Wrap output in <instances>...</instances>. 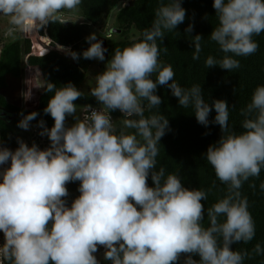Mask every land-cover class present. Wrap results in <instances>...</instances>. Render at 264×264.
<instances>
[{
  "label": "clouds",
  "instance_id": "9594fccd",
  "mask_svg": "<svg viewBox=\"0 0 264 264\" xmlns=\"http://www.w3.org/2000/svg\"><path fill=\"white\" fill-rule=\"evenodd\" d=\"M81 3L0 0V15L27 34L67 22L60 14L78 10ZM213 8L218 24L209 36L224 55L208 56L205 66L231 72L240 67L234 57L259 49L254 37L264 33V0H213ZM185 18L182 0H161L143 38L114 49L104 71L95 76L90 96L101 107L88 104L90 114L84 120L75 103L84 93L71 82L59 88L49 82L44 89L53 95L43 112L54 124L48 128L43 119L37 123L48 147L17 137L18 147L12 150L0 140V264H101L96 255L101 248L108 264H244L253 254L264 255L260 244L251 252L233 249L255 237V221L240 189L264 169V86H257L240 110L243 131H232L226 100L210 105L200 85L181 87L172 66L159 60L165 33L176 32ZM192 31L189 24L185 33L191 36ZM191 37L192 58L198 60L203 37ZM85 39L89 47L82 53L57 48L76 61L81 56L105 61L108 50L97 35ZM163 51L167 53L166 46ZM159 87L170 89L180 107L191 105L199 124L220 126L222 135L204 158L227 186V195L207 209L202 201L211 189H189L177 174L156 168L169 121L145 111L162 104ZM213 108L216 115L210 122ZM115 111L124 117L119 128L111 116ZM20 115L17 127L27 131L39 113ZM68 117L73 118L71 125ZM77 181L79 195L69 205L66 185ZM260 188L264 190V182Z\"/></svg>",
  "mask_w": 264,
  "mask_h": 264
},
{
  "label": "trees",
  "instance_id": "16d2710c",
  "mask_svg": "<svg viewBox=\"0 0 264 264\" xmlns=\"http://www.w3.org/2000/svg\"><path fill=\"white\" fill-rule=\"evenodd\" d=\"M123 1L82 0L78 8L86 22L78 24L67 20L62 24L50 23L45 28L46 35L51 41L52 50L50 51H45L40 47L36 41L35 32H31L25 39L18 40L4 48L0 60V140L3 141L4 146L15 150L18 147L17 137L21 138L22 135L21 129L17 127L22 110L18 105L9 102L4 94L9 88L10 78L19 80L25 72H37L43 82V91L38 97L35 108L24 114L33 111L39 113L31 123L37 126L38 121L43 119L46 126L51 128L54 120L50 115H45L43 109L53 93H47L44 88L49 82L54 83L57 88L71 82L81 90L87 81L90 68L95 64V60H86L82 56L78 61L63 56L55 50L59 45L82 53L89 47L85 39L89 28L104 26L113 10L119 6L121 9L117 15V21L122 28L119 31L126 34L135 28L140 33L136 42L143 38V32L151 27L155 10L160 6L161 0H134L133 7H128V2L123 3ZM163 2L167 3L168 0H163ZM182 7L186 9L185 21L175 29L176 32L165 33V39L160 44L159 60L163 65L172 66L175 81L181 87L189 89L193 85H200L204 100L210 105L216 99L226 100L229 105V127L232 131L240 133L243 131L241 122L244 119L240 115V110L250 103L255 88L264 86V33L254 37L259 44V49L255 54L247 57H234L240 61L238 69L229 72L218 66L206 68L205 60L208 56L220 59L224 55L218 44L209 36L218 24L213 0H182ZM189 24L193 25L191 36L200 34L203 37L202 51L198 60L192 58L194 52V46L191 44L192 37L185 33ZM43 33L42 29L41 34ZM132 43L134 42L125 40L112 44L110 59L114 55V49H123ZM165 46L167 53L163 51ZM157 94L162 98V104L152 109L151 112L146 110L145 115H163L168 118L170 130L166 132L158 145L160 151L156 168L159 170L160 167H164L165 175L177 174L183 185L189 189H211L208 191V199L202 201L207 209L227 195V186L220 183L215 176L214 169L204 158L208 146L216 143L222 135L220 126L210 123L205 127L199 124L194 115V108L191 105L187 108L180 107L178 98L172 95L170 89L159 87ZM84 97L75 101L78 107H86L88 104L97 105L95 98L85 93ZM112 114L124 119L119 111L112 112ZM215 115L213 108L208 117L210 122L214 120ZM68 120L69 117L67 119L69 124ZM118 124L121 127L120 123ZM214 181L215 186L213 187ZM262 182H264V169L259 178H250L240 189L242 196L248 200L256 231L252 241L247 244H235L233 245L234 250L251 252L256 244L264 247V190L260 188ZM148 183L151 186L150 178ZM253 184L255 187L250 186ZM66 186L70 193L67 197L70 205L71 201L79 195V182L69 183ZM204 226H208L206 216ZM1 237L3 243V233ZM193 258L199 259L198 256ZM101 264H108V262L102 259ZM244 264H264V255L253 254L252 258L246 259Z\"/></svg>",
  "mask_w": 264,
  "mask_h": 264
},
{
  "label": "rangeland",
  "instance_id": "374dc122",
  "mask_svg": "<svg viewBox=\"0 0 264 264\" xmlns=\"http://www.w3.org/2000/svg\"><path fill=\"white\" fill-rule=\"evenodd\" d=\"M123 3H127V1H123ZM120 9H121V6L113 10V12L111 13L110 19L104 26H101V27L91 26L87 32V36H89L92 33H95L97 35L98 40L100 38L108 39L110 50H111L112 44L117 43V42H121L125 40L136 42L140 37V33L135 28L131 29L126 34H122V32L113 33L114 30L119 31L122 29L120 27V24L117 21V15ZM64 11L65 12L62 13L63 15L61 16L62 20L64 21L69 20V21H73L78 24L86 22L83 16L81 15V11L79 8L78 10L73 11V12H69L67 10H64ZM1 19L2 18H0V30H1L0 31V44H2V46L4 44L6 47L9 44H12L20 39L23 40L29 36L30 33L25 34L20 29L16 28L13 25H10L9 22L6 21L5 19H2V20ZM42 29L44 30L43 34H41ZM42 29H39L38 31H34L35 36H36V41L38 42L40 47L43 48L45 51H50L52 50L51 41L45 34L46 32L45 28H42ZM55 50L60 51V54H62L63 56L70 58L69 55H66L65 52L59 50L58 48H56ZM107 61L101 62V61L95 60V64L90 68L87 74V81L81 87V90L87 96H90V90L91 88L95 86V76L104 71ZM155 76L156 74H153L152 78L154 79ZM9 83L10 84H9L8 90L4 92L9 102L18 105L20 109L22 110V113H25L26 111H30L34 109L35 106L37 105L38 97L43 91V82L37 75V72L36 71L35 72H30V71L25 72L23 74V77L19 80L10 78ZM93 107L99 108L101 106L97 104L96 106H93ZM77 114L82 120L86 119L88 115L90 114L88 110V106L86 107L77 106ZM111 116L117 128H119L118 123H120V125L122 126L121 122L123 118L117 117L113 115L112 113H111ZM68 121H69V125H71L74 122L72 117H69ZM21 131H22L21 138L29 145L35 142L41 149L48 147L49 145L48 138L46 136L41 137L38 134L40 132V129L37 126L33 125L32 123H31V128L29 130L25 131L21 129ZM0 244H2V237H1ZM103 251H104L103 248H101L100 251L96 254L98 259H100V261L102 260Z\"/></svg>",
  "mask_w": 264,
  "mask_h": 264
},
{
  "label": "water",
  "instance_id": "95a60500",
  "mask_svg": "<svg viewBox=\"0 0 264 264\" xmlns=\"http://www.w3.org/2000/svg\"><path fill=\"white\" fill-rule=\"evenodd\" d=\"M124 1L128 2V4H127L128 7H133L134 6V3H135L134 0H124ZM114 32L120 33V31H115V30L113 31V33ZM99 40H101L103 42V46L108 50L105 53V61H107V60L110 59V49H109L108 39L100 38Z\"/></svg>",
  "mask_w": 264,
  "mask_h": 264
},
{
  "label": "crops",
  "instance_id": "0c3cea01",
  "mask_svg": "<svg viewBox=\"0 0 264 264\" xmlns=\"http://www.w3.org/2000/svg\"><path fill=\"white\" fill-rule=\"evenodd\" d=\"M0 18H2V19H5L6 21H8L9 22V18L8 17H5V16H2V15H0ZM1 19V20H2ZM1 31V30H0ZM20 40H22V39H20ZM0 60H1V54H2V51L4 50V48H5V45L3 44V46H2V44H0Z\"/></svg>",
  "mask_w": 264,
  "mask_h": 264
},
{
  "label": "built area",
  "instance_id": "2783aa9c",
  "mask_svg": "<svg viewBox=\"0 0 264 264\" xmlns=\"http://www.w3.org/2000/svg\"><path fill=\"white\" fill-rule=\"evenodd\" d=\"M46 31V30H45ZM45 34H46V32H45ZM89 116V115H88ZM1 234V233H0ZM0 242H1V235H0Z\"/></svg>",
  "mask_w": 264,
  "mask_h": 264
},
{
  "label": "bare ground",
  "instance_id": "6f19581e",
  "mask_svg": "<svg viewBox=\"0 0 264 264\" xmlns=\"http://www.w3.org/2000/svg\"><path fill=\"white\" fill-rule=\"evenodd\" d=\"M60 53V51H58Z\"/></svg>",
  "mask_w": 264,
  "mask_h": 264
}]
</instances>
